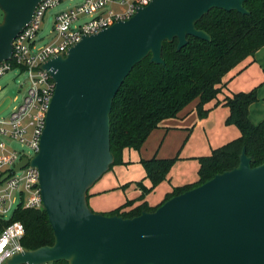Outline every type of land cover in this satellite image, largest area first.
Wrapping results in <instances>:
<instances>
[{"label": "water", "instance_id": "95a60500", "mask_svg": "<svg viewBox=\"0 0 264 264\" xmlns=\"http://www.w3.org/2000/svg\"><path fill=\"white\" fill-rule=\"evenodd\" d=\"M43 0H0V63L11 60L14 39ZM246 0H152L128 21L84 36L42 69L56 83L41 150L26 158L41 176L43 206L54 245L25 250L7 264H264V163L244 148L238 166L133 219L89 206V190L115 162L111 114L135 66L151 56L165 65L166 42L188 37L211 42L197 22L213 9L250 15ZM6 98L0 112L10 105ZM8 174H5L7 177Z\"/></svg>", "mask_w": 264, "mask_h": 264}, {"label": "trees", "instance_id": "16d2710c", "mask_svg": "<svg viewBox=\"0 0 264 264\" xmlns=\"http://www.w3.org/2000/svg\"><path fill=\"white\" fill-rule=\"evenodd\" d=\"M244 6L250 15L213 9L197 22V28L211 36V42L188 37V45L180 51H177L178 40L166 42L163 48L165 65L152 63L151 56H148L134 67L112 106L110 142L115 162L110 170L116 165H127L124 158L126 150L140 151L150 134L160 129L165 120L177 119L196 101L198 117L203 119L208 116L210 110L206 105L218 99L224 91V80L229 72L264 47V0H246ZM257 101V88L250 92L233 93L223 100V106L230 109L227 125H235L241 136L214 149L210 156L199 157L198 181L173 188L161 205L207 183L217 174L231 171L238 166L244 148L247 155L254 159L253 167L264 163V119L259 125L249 119V109ZM178 161L180 156L142 160L140 164L146 173L145 179L151 183L150 187H145L143 181L136 182L141 196L103 213L133 219L143 212L156 211L161 205H148L146 196L169 178ZM19 222L26 229L21 242L27 250L36 251L54 245V231L46 209L18 207L11 220L0 218V235L8 224ZM58 264L68 263L62 261Z\"/></svg>", "mask_w": 264, "mask_h": 264}, {"label": "built area", "instance_id": "2783aa9c", "mask_svg": "<svg viewBox=\"0 0 264 264\" xmlns=\"http://www.w3.org/2000/svg\"><path fill=\"white\" fill-rule=\"evenodd\" d=\"M64 1L43 0L35 9L30 24L14 39L11 60L0 63V78L15 70L28 78L22 103L11 116L0 118V218L7 221L11 220L18 207L44 208L39 170L28 165L16 171L22 159L31 161L41 150V138L55 96L56 83L42 66L51 58L64 56L82 37L96 35L115 23L128 21L138 8L147 6L152 0H83L79 5L58 13L54 30L46 40L41 39L39 34L47 11ZM85 15L91 19L81 21ZM12 104L11 99L7 108ZM17 141L28 147L31 155L14 150L12 143ZM15 195L19 197L18 204L7 219L6 214ZM25 234L26 229L21 222L7 225L0 235V264H7L14 255L26 250L21 242Z\"/></svg>", "mask_w": 264, "mask_h": 264}, {"label": "crops", "instance_id": "0c3cea01", "mask_svg": "<svg viewBox=\"0 0 264 264\" xmlns=\"http://www.w3.org/2000/svg\"><path fill=\"white\" fill-rule=\"evenodd\" d=\"M224 82L226 83V88L218 96V99L213 100L211 103L206 105V108L210 110L208 116L203 119H200L198 117L199 118V120L197 121L198 128L196 132L198 134L199 141L190 142V140H193V138L195 137V135L191 136L192 130H190L192 126L191 123L193 120L187 121L186 119L190 114H192L193 111L196 112V104H197L196 101V103L189 105L183 112H181L177 119L165 120L162 123L163 125L161 126L160 129H157L150 134L146 144L143 146V148L140 151H138V154H140L142 159L136 156L137 158L134 159L133 161L132 151L135 150L133 149L126 150L124 152V158L127 165L132 164L136 161L137 163H139L142 160H148L153 157H158L159 159L174 158L177 151L180 150L181 148L184 149L189 142L190 143L186 147L187 150H195L197 146L202 147L204 145L198 151L196 150L197 152L192 153L195 155L193 156L194 158H196L197 156H198L197 158L202 156H210L211 152L214 149L222 147L230 143V141L238 139L241 136L240 130L235 125H227L226 120L229 117L230 109L223 106V100L229 95H232L233 93L235 94L245 93L252 91L254 88L258 89V101L251 105L249 109V119L255 125H259L260 123H262V120L264 119V47L261 48L254 55V57H249L244 61V63H242L237 68L229 72ZM190 110L193 111L191 112ZM183 125L185 129L180 127ZM200 130H202V132H200ZM160 135L163 138L158 139ZM201 135L202 137H200ZM185 139L187 143L185 142ZM190 155L191 154L180 157V161H178L179 163L178 167H181V165L185 164L184 162H186L189 159V157L190 158L192 157ZM117 166H123V165H116V167H114L116 168L115 170L119 169L118 172H120V174L119 173L115 174V172L113 173L107 172L100 179V180L103 179L104 183L108 182L109 187L96 185L97 184L96 183L89 190L90 191L89 193L90 198L88 199L89 206L90 208L92 207V209H94V211L97 213L110 212L117 209V207L123 205V204H117L115 206L103 205V204L98 205L97 199H99L98 197H100V195L101 196H103L104 194L108 195L112 192V188L115 189L116 186L120 187L122 186V184L134 182V181L130 182L131 178H129L126 174H124L125 173L124 167H117ZM199 166L200 164L198 161L192 163V168L194 169L193 172H188V168L187 170H181L178 181L177 182L173 181V183L171 180V175L172 173L176 175L177 170L176 168L173 171L171 170L172 173L170 171L169 178L164 182L165 184L164 183L161 184L157 188L154 195L149 196V198L146 199L148 205L154 207L161 205L166 195L174 190L173 188L196 183L199 179V172H198ZM116 175H120L123 182L119 178V182L116 181L113 187L109 189L110 183L113 181L112 178L116 177ZM145 176L146 173H144V179ZM157 192L159 193L158 195H156ZM135 196L136 197L134 199L137 198L138 193Z\"/></svg>", "mask_w": 264, "mask_h": 264}, {"label": "rangeland", "instance_id": "374dc122", "mask_svg": "<svg viewBox=\"0 0 264 264\" xmlns=\"http://www.w3.org/2000/svg\"><path fill=\"white\" fill-rule=\"evenodd\" d=\"M82 1L83 0H65L61 5L53 8V9H49L47 11L46 18L44 19V22H43L42 27H41L42 30H41V32L39 34L40 38L41 39L44 38V40H46L47 36L54 30L55 18H56V15L58 13L62 12L63 10H66V9L73 8V7L77 6V5H79L80 3H82ZM3 17H4V13H2V11L0 10V23L2 22ZM90 19H91L90 16L85 15V16H83L81 18V21H88ZM27 88H28V78H27V76L24 73H21L18 70L9 72V73H7L6 75H4L3 77L0 78V104L6 98H11L13 100V104L9 108L4 110L2 114H0V118H7V117H9V116H11L13 114L14 109L22 103L23 98L25 96L24 94H25ZM190 111L192 112L193 110H190ZM186 119H187V121L193 120L192 123H191L192 126H191L190 130H192V135L191 136L195 135V137L193 138V140H190V142L191 141H193V142L199 141L198 134L196 132L197 128H198L197 121L199 120L197 113L193 111L192 114H190ZM180 127L185 129L184 125L180 126ZM200 132H202V130H200ZM188 134H189V131H188ZM200 137H202V135ZM161 138H163V137H161V135H160L158 137V139H161ZM185 142H186V139H185ZM187 145L185 146L184 149L181 148L180 150H178L177 153L175 154V157H177V156L183 157V156L188 155V154H191L190 156H192V157L191 158L189 157V159L186 162H184L185 164L181 165V167H178L179 166L178 162L173 166L172 171L176 168L177 172H176V175H175L171 171V173H172V175H171L172 183H173V181L174 182L178 181L181 170H187V168H188V172H193L194 169L192 168V163L199 161L198 158H197L198 156L196 158H194L193 156H195V155L192 154V153L197 152L204 145L202 147L201 146H197V148H195V150H187L186 149ZM12 148L14 150H16V151L17 150L18 151H24L26 154L31 155V152L29 151L28 147H26L25 145L21 144L18 141L12 143ZM136 156L139 157L140 159H142L140 154H138V151L137 152L136 151H132L133 161H134V159L137 158ZM188 165H189V167H188ZM117 167H124V170H125L124 174H126L129 178H131L130 182H132V181H134V182L133 183L122 184V186L119 185L120 187L116 186L115 189L112 188V192L110 194H108V195H106V194H104L103 196L100 195V197H98L99 199H97L98 205L103 204V205H113V206H115L117 204H124L128 200L132 201L136 197L135 195H137V193H138V196H137V198H138L142 194H141L140 188L138 187L136 182L143 181V184H144L145 187H147V188L150 187V185H151L150 181L144 179V171H143V167L140 164V162L137 163V161H136V162H134L132 164L123 165V166H117ZM115 169L116 168L112 169L113 171L109 170L108 172H112V173L115 172V174L116 173L120 174V172H118L119 169L118 170H115ZM141 173L143 174V176H142ZM119 178L122 181L120 175H116V177L112 178L113 181L110 183V188L109 189H111V187H113V185L116 183V181L119 182ZM96 185H102V186H105V187H109V183L108 182L104 183L103 179L100 180V182H97ZM159 186L154 188V190L152 192H150L146 196V199H148L149 196L154 195V193L156 192V190H157V188ZM158 194L159 193L157 192L156 195H158ZM18 199H19V197L17 195H15L13 197L12 203H11L9 209H8L9 211L6 214V218L7 219L9 217H11L12 214L14 213L15 208H16V206L18 204ZM44 264H58V263L53 262V263H44Z\"/></svg>", "mask_w": 264, "mask_h": 264}]
</instances>
